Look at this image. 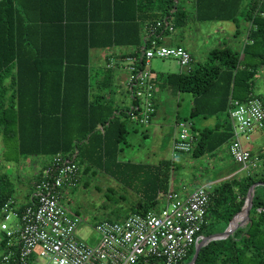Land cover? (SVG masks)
<instances>
[{
  "label": "trees",
  "instance_id": "16d2710c",
  "mask_svg": "<svg viewBox=\"0 0 264 264\" xmlns=\"http://www.w3.org/2000/svg\"><path fill=\"white\" fill-rule=\"evenodd\" d=\"M184 1L0 0V137L3 143L0 151L3 155L7 148L26 158L41 155L43 169L57 153L77 161L86 173L94 168H103L106 172L109 166L118 168L119 153L129 147L127 138L131 127L129 122L120 120L124 116L122 111L118 113L120 116L108 118L107 114L112 113H106V105L90 101L88 49L137 46L140 39L136 22L140 20L151 18L154 23L160 20L162 28L157 36L169 33L168 25L184 28L188 24ZM192 2L194 18L200 23H235L238 33L242 22L252 25L242 50L230 45L212 49L203 63L193 61L189 72L167 76L179 93L194 95L191 115L183 120L191 121L197 133V144L190 156L200 159L230 145L232 100L246 102L250 94L262 100L255 90V78L258 70L264 69V0ZM47 31L54 35L53 39L44 36ZM52 40L60 44L59 57L63 63L27 60L34 56L39 43ZM147 47L146 44L144 48ZM81 56L82 63H74ZM153 82L156 85L155 79ZM210 117L217 119L214 127L201 130L195 127V118ZM172 162L164 159L154 167L138 165L125 169L131 173L130 178L135 170L143 178L142 201L131 207L128 214L144 215L158 208L159 194L169 189ZM238 166L235 163L236 169ZM42 167L36 172L31 192L44 171ZM5 176L0 174V180ZM240 176L215 185L205 233L213 235L217 228L224 234L235 218L245 221L244 211L248 210L245 202L255 187L250 198L249 219L224 238L203 246L194 264H264V169L257 168L250 175ZM31 192L26 195L27 200ZM8 199L15 198L0 185V211ZM2 244L1 241V248ZM195 253V250L190 252L181 264H189ZM155 262L158 261L152 260L149 264Z\"/></svg>",
  "mask_w": 264,
  "mask_h": 264
},
{
  "label": "built area",
  "instance_id": "2783aa9c",
  "mask_svg": "<svg viewBox=\"0 0 264 264\" xmlns=\"http://www.w3.org/2000/svg\"><path fill=\"white\" fill-rule=\"evenodd\" d=\"M161 28L160 20L149 26L148 47L142 56L130 58L125 67L127 88L139 100V114L130 116L144 125L154 113L151 99L156 85L149 69L151 60L174 58L180 72H189L193 67V57L184 47L157 44L163 38L162 34L157 36ZM168 30H173V26L168 25ZM230 105L229 152L241 166L240 171H254L264 166V154H255L244 147V142L250 140L254 131H264V103L250 94L246 102L232 100ZM175 127L172 161L181 154L189 156L197 144L191 121L175 118ZM43 170L29 200L20 203L8 199L2 206L0 264H147L152 260L181 264L201 245L226 236L205 233L210 199L215 185L221 181L218 180L199 185L186 194L174 190L160 193L163 206L144 215L130 214L118 221L98 222L93 225L96 238L91 236L90 243L77 234L86 220L65 204L64 197L65 192L80 184L82 169L57 153ZM249 200L245 202L247 207ZM240 219H234L229 231L240 227L244 221L240 223Z\"/></svg>",
  "mask_w": 264,
  "mask_h": 264
},
{
  "label": "rangeland",
  "instance_id": "374dc122",
  "mask_svg": "<svg viewBox=\"0 0 264 264\" xmlns=\"http://www.w3.org/2000/svg\"><path fill=\"white\" fill-rule=\"evenodd\" d=\"M219 23H224L222 27L223 34L226 32L230 33L235 28L232 24H227L228 22L225 23V21ZM166 29L168 30V26ZM191 29L189 31L196 35L198 32L197 28L191 25ZM185 31V29L178 27L169 31V33L165 35V37L168 38L166 46L176 44L175 42H177V38L181 39V35H186ZM247 35L248 31L243 34V28H240V35L237 36V39L242 38L245 40L244 42H246ZM210 42L211 41H209L208 44H210ZM184 43L186 44L187 42L185 41ZM157 44L161 45L162 43L157 40ZM203 44L206 45V43ZM242 47L243 44H241L240 48ZM149 67L152 70V77L155 81H157V77L155 76L157 74L170 75L178 74L181 71L177 60L174 58H153ZM107 73L108 75L110 74V72H106V75ZM159 78L161 77H158V79ZM117 81H115V84L118 83ZM110 90L115 92L114 84L111 86ZM255 90L257 94L263 98L264 102V69L258 70L257 77L255 78ZM156 91L157 95L155 103L157 102L158 95H161L162 97V102H158L155 105L156 110H161V108L158 109L159 106H162L164 110H169L167 117H165V123L162 128H160V131L155 133L154 128L150 127L149 133L151 136L144 137L141 133L144 132L143 129L147 128L148 130L149 125L143 127L141 133L138 132V135L135 133L131 134V137L128 136L127 138L129 147L125 148L124 151L120 152L118 155V160L121 162L118 168L114 169L113 166H109L110 168H107L108 172L102 170L103 168H98L99 170L95 168L92 170L95 171V174L91 172H89V174L87 173L88 176H83L79 186L75 190H70L64 193L65 204L86 220V223L78 228V236L90 243H93V241L90 240L91 236L96 238V234L93 231V225H95L96 222H103L104 220H119V217L122 218L128 214L131 207H135L140 201H142L140 191L143 187V178H140L139 172L135 169V174L130 178L131 173L126 172L125 169L135 168L138 165L154 167L159 165L164 159H172L170 146L173 135L176 131L175 118H179L180 120L189 118L190 106L193 104L194 95L187 92H180L177 96L178 98L173 96L172 99H170V95H168L166 90L163 91L160 87H158L157 90V86H155L154 92L156 93ZM119 95L122 96L124 94L122 93ZM105 103L108 106L110 104L111 108L113 107L111 106V101L109 102V100H106ZM133 106L134 102L132 107ZM129 113L132 114L130 109H128V114ZM156 115L152 116V121L156 118ZM107 117L111 118L112 115L108 114ZM250 136V142H244L245 148L253 151L251 142L257 139H261L264 145L263 132L254 131ZM1 141L0 137V150L3 146ZM224 150H226V148L223 146L218 149V152H216V155H219L220 159L218 157L210 158L208 155L200 159H193L191 157L190 162H186L185 160L182 161L181 158L175 159L172 164L174 165L177 174L172 183L173 188L186 194L188 193L187 189L192 190L203 184L205 181L214 180L218 177H224L227 175L228 172L226 171V168L228 166L233 167L234 162L229 158L223 159L225 154L220 152H223ZM5 152L7 153L3 155L0 151V174L5 173L6 175L3 181L0 180V185L3 187L4 192H11L16 201L22 202L27 197L26 195L33 189V182L36 180V172L41 169L44 158L31 156L26 158L18 156L10 148H7ZM237 168L238 169L235 170V173L231 174L233 175L231 176V179L233 177L240 178V175L247 174L243 172L237 173L240 169V165ZM144 173H147L146 169L144 170ZM160 200L157 206L159 209L163 206V203H161ZM1 221L2 214L0 211V226ZM221 234V231L215 228L213 235L219 236ZM2 236L3 234L0 228V242ZM154 264L160 263L155 262Z\"/></svg>",
  "mask_w": 264,
  "mask_h": 264
},
{
  "label": "crops",
  "instance_id": "0c3cea01",
  "mask_svg": "<svg viewBox=\"0 0 264 264\" xmlns=\"http://www.w3.org/2000/svg\"><path fill=\"white\" fill-rule=\"evenodd\" d=\"M183 4L185 5V9L187 10L186 16H188V18H187L188 24H187V26H184V28H183L186 30L185 31L186 35L185 36L181 35L182 38L181 39L177 38V42H175L176 44L170 45V46H180L181 45V47H182V45H183V47L192 55L193 61L195 64L196 63H203L205 60L208 59L209 52L212 49L223 47V45L226 46L228 44L230 46H233L236 50H242V48H240L241 43L243 44L245 40L242 38L237 39V36L240 35V33L237 32V26L235 23L228 22L227 24H232L235 28L232 30V32H230V33L226 32L225 34H223L222 33V27H223L224 23H219L216 21L215 22L200 23L196 20V18H194V4H193V2H191V0H185ZM151 20L152 19L150 18L148 20H144V21L140 20L139 22H136V24H138L139 39H140V42L137 44V46L114 45L111 47H94V48H89L88 53H87L86 68H87L88 74H89V80H88V85H89L88 91L89 92H88V95H89L90 101L93 103H96V102L99 103L100 102V103H103L104 105H106V107H105L106 113H112L111 114L112 117L120 116V114H118V113L122 111L124 113V116L120 117V120L125 121V122H129V126L131 127L130 128L131 131L129 133L130 137H131L132 133H135L136 135H138V132L141 133V130L143 128H140V126H136V124H134L133 120L131 119V116L129 117L130 113L129 114H128V112H126L127 114L125 113V111H128V109H130L131 113L133 111V109H132L133 108L132 107L133 101H132L131 93L129 92V90L127 88V84H126L128 73H127V70L125 69V67L127 66V63H129L130 58L135 57V56H140V54L143 53L144 46L148 43V41H149L148 37H150V35H151V32L149 30V26L152 23H154ZM115 24H116V22H115ZM191 25L193 27L197 28L198 32L196 35L189 31L191 29ZM251 26H252L251 24L248 25V24H245L244 22H242L240 28H243V34L247 33L248 29ZM38 36H37V38H38ZM44 36H51L52 39L54 38V35L48 31L44 34ZM56 37H57V35H56ZM185 41L187 42L186 43L187 45L184 43ZM209 41H211L210 44H208ZM167 42H168V38L165 37V35H163L161 43L166 46ZM221 42H222V45H221ZM203 43H206V45ZM59 46H60L59 42H56L53 40L50 43L41 42L38 44L36 51L33 52L34 56L28 58L27 60L30 61V63H33V62H35V63H63L62 58L59 57V50H58ZM209 46H211V47H209ZM45 48H47V50ZM28 56H29V53H28ZM78 60H80V61H74V63H78V62L82 63V56ZM149 69H150V67H149ZM106 72H110V74L108 75V73H107V75H106ZM168 75L169 74H166V75H163V74L158 75L157 74V75H155L157 77L156 85H157V90H158V87H160L163 91L166 90L168 95H170V99H172L173 96L177 97L179 95V92L168 82V79H167ZM158 77H161V78L158 79ZM115 81H117L118 83L115 84ZM158 82H160V83H158ZM113 84L115 87V92H113V90L112 91L110 90L111 86ZM122 93L124 95L120 96L119 94H122ZM155 95H157V91H156ZM106 100H109V102L111 101V106H113L112 108H114V109L110 108V104L108 106L105 103ZM262 100H263V98H262ZM158 102L159 103L162 102L161 95L157 96L156 104ZM190 107L192 108V105ZM160 108H161V110H156V112L158 111L157 115H156V113L154 114V116L156 115V118L153 121L151 120L150 126L148 127L149 129L148 130H147V128L143 129L144 132L141 134L144 137L151 136L149 133L150 127H153L154 132L156 133V132L160 131V128H162L163 124L165 123V117H167V113L169 110H164L162 106H159L158 109H160ZM191 108L189 111V117H190L191 111H192ZM177 119L180 120L179 118H177ZM216 123H217V119L215 117H210L207 119H196L195 118V127L198 130L204 129L206 127H214L216 125ZM98 128L100 130H102V126H99ZM197 129H196V131H197ZM250 140H251V138H250ZM250 140L245 141V142H250ZM251 144H252V148H253V151L251 150L252 152H254L255 154H264V145H263L261 139L254 140L251 142ZM224 147L226 148V150H224L223 152H220V153L225 154L223 159L229 158L230 160H232L234 162V166L233 167L228 166L226 168V171L228 173L224 177H218L217 179H214V180H208V181L203 182V184L207 183V182H211V181L225 180L229 176H231V174L235 173V171H234V169H236L235 168V161L233 160V158L229 152V145H225ZM171 148H172V143L170 146V152H171ZM216 152H218V150L211 153L209 155V157L210 158H217L218 157L220 159L219 155H216ZM39 156H40V158H43L41 155H39ZM39 156H37V157H39ZM178 158H181L182 161L185 160L186 162L191 161V156L190 155L188 156L187 154H184V155L181 154L178 156ZM262 169H264V166L260 167V170H262ZM82 171H83L82 176H86V175L88 176L89 172H87L88 173L87 174L85 172L84 167H83ZM91 173L95 174V171H92V169H91ZM176 174H177V172H175V169H173V171L171 172V175H170V185H169L168 190L178 191V190H175L173 188V184H172L174 179H175ZM195 188H193L192 190H194ZM192 190L187 189V192L189 193V191L191 192ZM27 198L28 197H26L25 200H23L20 203L26 202ZM250 204H251V200H250L249 205H248L249 208H250ZM128 215H130V214H128ZM128 215L124 216L122 219H124ZM203 246H205V245H203ZM190 263L194 264L193 259Z\"/></svg>",
  "mask_w": 264,
  "mask_h": 264
},
{
  "label": "bare ground",
  "instance_id": "6f19581e",
  "mask_svg": "<svg viewBox=\"0 0 264 264\" xmlns=\"http://www.w3.org/2000/svg\"><path fill=\"white\" fill-rule=\"evenodd\" d=\"M133 99V102H134V106H133V111H132V114H136V115H138L139 114V111H138V107H139V100H138V98H136V97H133V96H131ZM155 97H156V95H155V92H153V97H152V99H151V102H152V104H153V106H154V113L151 115V117H150V119H149V122H148V124H146V125H144V124H141L140 122H139V120L137 121V120H133L132 118V120H133V122H134V124H136V126H140V128H143V127H146V126H149L150 125V123H151V118H152V116H154V114L156 113V108H155V105H156V103H155ZM134 99H136V100H134ZM76 163H77V161H75ZM78 164V163H77ZM79 166H80V164H78ZM80 168L81 169H83V166H80ZM241 170V166H240V169L238 170V172L237 173H240V172H243V173H247V174H251V172H254V171H250V172H245V171H240ZM82 175H83V171H82ZM235 175H237V174H235ZM231 176H233V175H231ZM83 177V176H82ZM254 188L255 187H253L251 190H250V192H249V199L251 198V194H252V191L254 190ZM260 209L263 211V208L262 207H260ZM247 211V212H246ZM261 211V212H262ZM260 212V213H261ZM244 214H245V217H246V220L247 219H249V211L248 210H246L245 209V211H244ZM245 220V221H246ZM109 221H112V220H109ZM115 221H118V220H115ZM245 221L242 223V222H240V223H242L240 226H242L244 223H245ZM159 262V261H158ZM150 263V262H149ZM149 263H147V264H149ZM159 263H161V262H159ZM140 264V263H139ZM144 264V263H143Z\"/></svg>",
  "mask_w": 264,
  "mask_h": 264
},
{
  "label": "water",
  "instance_id": "95a60500",
  "mask_svg": "<svg viewBox=\"0 0 264 264\" xmlns=\"http://www.w3.org/2000/svg\"><path fill=\"white\" fill-rule=\"evenodd\" d=\"M249 202H250V200H249ZM248 210H249V207H248ZM230 232H231V231H230ZM230 232H229V228H227L226 231H225V234H228V233H230ZM202 246H203V245H201V246L199 247V249L196 251V253H195V255H194V258H193V262H195L196 258L198 257L199 251H200V249L202 248Z\"/></svg>",
  "mask_w": 264,
  "mask_h": 264
}]
</instances>
